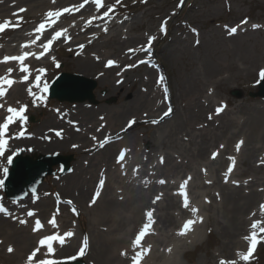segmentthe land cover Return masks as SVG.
Masks as SVG:
<instances>
[{
    "label": "rangeland",
    "instance_id": "1",
    "mask_svg": "<svg viewBox=\"0 0 264 264\" xmlns=\"http://www.w3.org/2000/svg\"><path fill=\"white\" fill-rule=\"evenodd\" d=\"M46 1L48 5L40 8V11L42 10L40 16L33 18L26 16L22 18L20 27L9 28L0 33V45H3L0 47V57L21 54L20 45L35 38L28 33L42 21L46 11L62 9L82 2V0H72L70 5H66V0H56L55 3L52 0ZM114 2L115 0H104L105 5ZM11 3L16 5L11 10L10 7L6 10L8 4L0 8V22L5 19L15 22L16 17L12 14L18 9L27 10L28 8L21 0H14L9 4ZM178 4H181V0H143V2L142 0H122L121 5L116 8L115 19L107 24L106 33L102 30L103 27L99 26L104 22H99L98 19L82 32L81 27L85 26V21L99 15L91 2L81 9L87 11L77 14L76 19L79 21V25L76 26L77 33L70 31L71 21L67 23L65 22L67 19L61 16L54 28L48 29L42 40L37 42L40 44L51 38L55 30L68 29L67 36H64L68 41H55L49 52L43 56L49 59L50 66H42L39 63L34 68L31 79L21 82L22 85L17 90L12 86L5 98L0 100V103H5V109L8 105L19 107L17 101L28 106L24 113L27 119L23 123L18 121L17 124L9 126L10 134L7 136L13 138L9 139L8 143L12 144L23 137L33 140V136L42 134L47 128L55 127L56 125H51L48 121L51 117H57L56 112H59L61 116L73 111L72 117H74L78 107L82 106L89 111L90 119L95 121L93 123H97L101 117L104 118L108 113L110 115L112 110H124L120 115V123L115 126V129L120 128L119 130L96 129L93 131L90 128L91 124L81 123L83 126H80L85 129V134L92 136L90 139L92 143L108 140L107 143L120 144L117 150L113 147L110 158L117 157L121 149L130 150L123 161V169L117 162L103 166L105 168L102 176L93 178V184L97 181V184L99 183L102 187L100 181L105 182L109 175H114L117 176L119 184L114 180L112 183L118 185L122 192L129 186L128 189L147 192L150 197L142 206L144 207L142 212H139V221L130 224L124 230L114 231L113 235L118 234L117 236L125 241L124 244L132 245L136 234L146 222V211L154 209L155 223L151 225V231L141 241L142 247L147 248L150 245L151 249L144 256L141 264H219L222 258L236 260L237 264H264V239H261L264 233H260L259 229H257L259 242L252 258L245 262L236 255L237 251L246 252L247 250L248 242L243 237L250 233L252 221L264 220L259 209V205L264 203V99L252 98L249 95L257 91V84L261 79L259 73L264 68V0H183L180 7H177ZM103 10L106 8L101 11ZM245 20L247 23H241ZM160 23L167 25L166 34L159 31ZM254 24L259 27L253 28ZM237 26H239L237 32L229 35V30ZM95 32L103 33L94 45L86 48L78 47L85 42L88 35ZM20 34L25 35L22 43L16 47L11 46L9 42L11 37ZM148 36H154L155 40L148 48L151 50L143 52L139 49L147 46ZM128 38H134L133 42L127 40ZM117 41H120V45L113 44ZM17 44L14 43V45ZM129 45L131 48L128 47ZM73 46L76 47L73 48ZM33 47V52L42 51L35 45L31 48ZM116 47L118 49L112 51ZM129 49H136L140 55L131 54L123 64L105 66L107 60L115 61L117 55L120 53L126 55ZM100 53L107 54L108 58L95 61L97 63L89 58L92 54ZM150 55H153L155 60L153 65L155 68L159 66V70L153 71L147 64L138 65L139 60H151ZM87 58L95 63L96 73L90 72L88 76H84L96 81L94 104L58 102L46 97L43 92L44 84H50L61 72L79 74L78 66ZM40 61L43 62V60ZM127 65H134L133 69L125 67ZM40 68L46 71L39 73L41 80L37 82L36 70ZM157 73L164 76L163 80L167 89L165 93L155 83ZM3 74L4 71L0 68V75ZM17 74L22 75L23 72ZM17 74H12V77L17 79ZM149 80L150 82H147ZM29 85L33 86L35 96L28 95L26 87ZM141 87H145L147 92H150L151 87L152 89L156 87L161 100V105H158L159 111L151 113L149 108L126 110L125 104L134 94L141 92ZM33 99L37 101L35 106H33ZM221 105L226 107L217 115L216 109ZM169 108L174 109V113L184 112L188 117V120L182 123L183 127L181 125L171 132H169L170 125L174 122L171 114L164 123L163 121L152 123L153 120L159 121V117ZM5 109H0V122H3L8 115ZM152 115L156 116L155 119ZM170 119L172 123L165 124ZM132 120L135 123L129 127V121ZM78 130L79 128L69 133L76 135L79 133ZM21 131L24 135L18 136ZM241 140L244 143L237 151L236 144ZM90 141L87 144H91ZM66 146L64 152L57 154L72 155L71 171L60 174L59 169L55 167L56 173L45 179L42 191L30 194L22 201L30 203L29 200L33 201V198H38L40 193H43L48 199L49 212L52 213H55L54 200L60 201L58 217L68 222L62 230L64 233L71 231L74 235L66 239L67 244L60 246V251L58 250L53 260L62 262L79 257L85 262L89 259L95 261L91 256L93 248L90 247L93 230L109 227L111 223L101 222L97 217L100 203L96 204L97 206L95 204L89 206L92 200L91 195L94 196L89 194L90 190L81 202L74 201L73 198L77 197L78 192L70 188V184L65 179L72 170H76L79 164L83 165L82 163L87 159L90 160L88 153L83 155L73 139H70ZM103 147L100 146L89 155L97 154L103 150ZM213 152L218 153L214 159ZM161 157L164 158L163 163H160ZM229 157L234 158V165ZM241 159L242 162H240ZM216 160L219 166L211 169L209 161ZM6 161L1 163L0 175ZM137 166L139 170L134 175L133 169ZM230 166L234 168L231 179L226 176ZM235 173L238 174L235 175ZM189 176L192 178L186 189L189 207L185 208L183 207L184 196L179 191V185ZM226 178L227 182H225ZM160 179H164L166 183H158ZM229 187L234 189V192H238L240 200L236 198V201L243 203L249 200L244 208L237 212L243 221L236 227L227 220L230 207L225 204L222 195V192H226ZM106 189L109 190V188ZM118 191L119 189H116V193ZM161 193H163L161 199L153 204L152 200ZM2 195L0 189V196ZM205 199L210 203H206ZM0 201L7 208L8 205L14 206L13 201L5 197L0 198ZM68 201H71V205ZM33 202L32 206L24 203L25 205L16 207L18 209L14 215L18 217L16 226L20 229V233L29 232L31 234L29 236L33 238L32 242L20 251L21 256L16 260L11 259L17 257V251L12 252L14 254L3 253L0 249V254L7 257L3 258L0 255V264H24L22 262L36 247L38 240L44 234H53L43 230L40 231L42 233L33 232V223L36 219H45V222H49L47 217L27 216L29 210L36 212L35 200ZM191 207H196L199 211L194 214L190 210ZM253 212L256 213L255 216L251 215ZM201 217L202 222H200ZM19 219L27 220V223L20 224ZM188 219H194L196 222L185 235H178L177 232ZM261 226L264 227V225ZM85 237L88 244L84 254L80 255L79 250L83 246ZM71 239L74 240L72 245ZM122 244L123 242L115 244L112 241L107 244V249L111 251V248L117 249ZM152 250L158 256L166 251L171 254L155 259L152 254L149 255ZM132 255L134 254L127 256L125 264H131Z\"/></svg>",
    "mask_w": 264,
    "mask_h": 264
},
{
    "label": "bare ground",
    "instance_id": "2",
    "mask_svg": "<svg viewBox=\"0 0 264 264\" xmlns=\"http://www.w3.org/2000/svg\"><path fill=\"white\" fill-rule=\"evenodd\" d=\"M11 1H14V0H0V8H2L3 5L8 4L6 5L8 6L6 10H9V9L11 10L13 7L16 6L13 3L9 5ZM21 2H24L28 8L26 11L18 13V15L19 16L23 15V17L28 16L30 18L41 15L42 10L40 11V8L48 5V2L46 0H21ZM66 3H67L66 5H70V3H72V0H66ZM85 10L86 9L80 10L79 12H74L73 14H71L72 16H70L67 13L63 14V18L67 19L65 22L67 21H71L70 23H72L73 21L76 22L75 26H72L71 28H69L71 32L77 33L76 26L79 25V21L76 19L77 14ZM99 22H101V20H99ZM99 26H101L102 28L105 25L99 24ZM87 28L88 27L82 26L81 27L82 32H84ZM102 33L103 32H95L91 35H88L85 42L82 43V45H84V48L90 45H94V42L102 35ZM23 38H25V35L23 34L15 35L11 38V40H9V42L12 44L11 46L16 47L20 43H22ZM133 39L134 38H128L127 40L133 42ZM58 40L63 41V42L67 41L66 38L63 36L58 38ZM14 43H18V44L14 45ZM113 44L120 45V41H117ZM75 47L76 46H73V48ZM128 47L131 48L130 45ZM33 49L34 47L25 48L24 51L33 52ZM117 49L118 47L113 48L112 51H116ZM131 54L140 55L138 51L128 52V54L126 55L125 53H123V55L120 53V55L116 56V59H115L116 64L125 63L126 58ZM106 55L107 54H104V53L92 54L89 56V58L93 59V61L95 62L97 60L98 61L102 60L103 58L106 57ZM2 57L3 56H1L0 58ZM40 60H43V62H41ZM94 62L93 63L90 62V60L87 58L86 61H84L82 64H79L78 66V69L80 72L79 74L82 76H88L90 72L93 74L96 73V70L94 71V64L97 62L95 63ZM24 63L28 65L29 70H30L29 79H31L35 71L34 68L39 63L42 66H47V67L50 66L51 64V62L49 61L47 57H42L39 60L35 59L34 57H29L25 60ZM8 67L14 68V72L12 74H17L21 72L19 71V65L16 64L15 62H11L6 65L5 64L0 65V68H2L4 72L6 71ZM128 68L130 70L133 69V67H128ZM23 75H25V73H23L22 75L17 74L16 80L20 81ZM147 82H150V80ZM21 85H22L21 82H18L14 84L13 87L14 89L17 90ZM29 87H32V89H34L33 86H30V85L27 86L26 88L28 89ZM141 92L134 94L132 98L129 100V102L125 104L124 107L126 108V110L129 111L130 109L138 110L139 108H145V109L149 108L151 113L159 111L160 107L158 105H161L160 104L161 100L159 97V91L156 89V87L154 89H152L151 87L150 92H147L145 87H141ZM78 108L79 109L77 110L74 117H72L73 111L66 113L65 115H61V116L59 112H56L55 115L57 117H54V118L51 117L50 121H48L51 125H56V126L47 128L43 131L42 134L33 136V140H28L26 137H23L22 139L20 138L19 140L13 142L12 144H7L4 155L0 156V166L3 161L7 160V157L9 155L14 156L13 153L15 154L21 153L22 155H29V156L34 157V156L41 155V154H57V153L64 152V148H67L66 143L70 139H73V141H75V143L77 144V148L80 150V152L83 155H86L88 153V156H89L88 158L90 160L88 161L87 159V161L82 163L83 165L79 164L76 167V170L75 171L72 170L71 174L67 176L65 179L66 182L70 184L71 186L70 188H73V190H76L78 192L76 195L77 197L73 199L76 202L77 201L81 202V200L84 198L86 193L88 195L89 190H90L89 194H93V195L97 191H99L100 195L96 199V203H95V206H97L96 204L100 203L97 217H99L101 222L111 223L109 227L106 226V228H100L97 231L93 230V233L91 235L92 240L90 241V244H91L90 247L91 249L93 248V252H91V256L93 259H95V261H92V259H89L86 262L87 264H92V263L93 264H125L126 263L125 259L127 258V256H129L132 253L134 254L132 245L128 246L127 244H124L125 241L124 240L122 241V238H119L117 236L118 234H114L116 235L114 236L113 232L119 229L124 230L125 228L129 227L130 224L137 223V221H139L140 219L139 212H142V209L144 208L142 206L146 204V202L149 200L150 197L148 196L147 192L142 193V192H137L133 189H128L129 186L127 187L126 191L122 192L118 185H115L114 183H112V181L114 180L117 184H119V181L117 180V176H114V175H109V178L106 179L102 187L99 186V183L97 184V181H94V184H93V178L95 179L97 176H102L101 174L103 173V169L105 168L103 166H107L110 164L113 165L116 162L117 157L110 158V156L113 151V147L115 150H117V146L120 144L119 143H116V144L107 143L108 142L107 140L106 142L107 144L104 143L105 146L103 147L102 151L98 152L97 154L93 156H90L89 154L91 152L94 153L95 152L94 150H97L98 148H100V143L103 141H100V143H92V141H90V139H92V136L87 133L85 134V129L80 128V126H83L81 125V123H83L85 125L91 124L90 128H92L93 131L96 129H104L107 131H110V130L115 131L116 129L119 130L120 128L115 129V126H117L120 123V115L123 113L124 110H112L110 112L111 113L110 115L108 113L105 115L103 119H100L99 122L93 123L95 121L90 119L88 115L89 111H86V109L83 108L82 106H79ZM173 110L171 111L170 114L173 115L172 118L174 122L172 123V120H171L172 118L165 122V124L172 123L170 125L169 132L173 131L176 128L181 127L182 123H185L188 120V117L186 116V114H184V112L181 113L180 111H177L174 113ZM153 116L154 115H152V117ZM159 116L160 115H158V117ZM162 116L163 115L159 117V122L163 121L164 123V120H166V118L169 115L167 117H164L163 119H160ZM155 117L153 118L155 119ZM183 126L184 125H182V127ZM78 128H79L78 134L75 135L74 133H69L70 131H74V129H78ZM57 131L61 132L60 136L56 135ZM166 133L168 134V131ZM186 133L188 132L186 131ZM109 138H113V137H109ZM88 141H90L91 144H87ZM242 161L243 160L241 159L240 162ZM8 164L9 163L7 162V165L5 166H8ZM216 166H219V163L217 162V160L209 161V167L211 169H213ZM70 169H72V167ZM237 174L235 173V175ZM2 179H3V173L0 175V181H2ZM128 184H124V185L126 186ZM114 187L116 189H119L118 193H116V189ZM106 188H109V190H107ZM233 190L231 187H229V189L226 192H222V195L225 200V204H228V206L230 207L228 208L230 215L227 218V220L231 223L233 227H236L237 225H239L241 221H243V218L241 219L239 217V214H237V212L243 209L244 206L249 202V200H246L243 203L236 201V198L238 200L240 199L238 197V192H234ZM41 191H42V186L38 187V192H41ZM91 197L93 198L92 195ZM34 200H35L34 208L36 210L35 215H39L44 218L47 217L46 218L47 220L52 219L53 213L49 212V209H48L49 203H48V199L45 198V195H43V193H40L38 198L33 199V201ZM29 201L30 203H27V202L25 203V201L20 200L14 205L21 206L25 203L26 205L32 206V203L34 202L32 200H29ZM10 208H11V211L14 213V215H16V211L18 208L14 206H10ZM0 219H2V221L0 222V249L3 253H6L8 252L7 251L8 246H12L14 249L13 252L15 253V251H17L16 252L17 257L14 255V257L16 258H13L11 260H16L17 258H20L21 256L20 251H22L23 248L29 245L32 242L33 238L29 236L31 235L29 234V232L28 233L25 232L24 234L20 233V229H18V227L16 226L17 219H13V214L8 215V216L0 214ZM55 219L58 225L57 228L55 229L52 228V226L48 222L46 223L44 221L45 219H42L40 221L44 225V228L39 230L38 232L42 230H46L49 233L53 232V234L58 232L61 236L64 237V240L66 241L68 237L64 235L65 233L62 229L66 227V223L68 222L60 219L58 216H56ZM33 225H35V223ZM93 227L95 228V226ZM111 227L113 230L111 229ZM73 241L74 240L71 239V245ZM112 241L115 244L120 243V242H123V244L117 247V249L111 248L112 250L108 251L107 244L108 243L110 244ZM65 243L67 244L68 241H66ZM92 243H93V247H92ZM60 246L61 244H59L58 242L53 243L54 253L48 257L49 259H53L55 255H57L58 250L60 251ZM90 247L88 249V254L90 252ZM44 252H46V249H42V252L39 254L40 258H44L43 256ZM122 252H126L127 255L122 256L121 255ZM168 253L171 254V252L166 251V252H163L162 255L158 256L152 250V252H150L149 255L152 254V256L155 259H158V258H164L165 256H167ZM1 256L4 258L5 255H1ZM22 263H24V261Z\"/></svg>",
    "mask_w": 264,
    "mask_h": 264
},
{
    "label": "snow or ice",
    "instance_id": "3",
    "mask_svg": "<svg viewBox=\"0 0 264 264\" xmlns=\"http://www.w3.org/2000/svg\"><path fill=\"white\" fill-rule=\"evenodd\" d=\"M53 3L56 2V0H52ZM93 3L95 5V9L96 12L99 13V15L90 17L87 21H85V27H88L89 25H91L93 23V20H101L104 22V27H103V31L106 33L108 31L107 28V24L110 20L115 19V13H116V8L118 5H121L122 0H115L114 3L112 4H108L105 5L104 0H82V2L78 5H71L69 7H64L62 9H56V10H48L44 13L43 19L42 21L37 24L35 26V28L32 30V32L28 33L29 36L34 35L35 38L31 39L29 41H26L25 43H22L20 45V49H21V54L19 55H4L2 58H0V64H9L11 62H15L16 64L19 65V71L25 73V75H23L21 77L20 81H17L16 79H14L12 77V73L14 72V68L13 67H8L6 69V71L4 72L3 75H0V100H3L8 92V90L16 83L18 82H25L29 80V67L28 65H26L24 62L27 58L29 57H34L35 59L39 60L41 59L45 53H47L50 49V46L60 37L62 36H67V32L68 29L67 28H62L59 30H55L53 31L51 38L45 40L43 43L38 44V41H41L42 38L44 37L45 32L48 29H52L53 25L59 20V18L67 13L69 15L73 14L74 12H79L81 9H83L85 7L86 4L88 3ZM143 2V0H142ZM183 4V0H181V4H178L177 7H180ZM106 8V10L101 11L102 9ZM26 11V9L21 8L18 9L17 12H14L12 15L17 17L16 21L13 22L11 19H5L3 22H0V33L4 32L5 30L9 29V28H18L20 27L21 21H22V17H20L18 15V13L20 12H24ZM124 19H127V17H124ZM75 21L72 22V25H70V27L75 26ZM241 23H247V21H241ZM238 27H232L229 30V35L235 34L238 30ZM253 28H257L259 27V25H252ZM161 32H165V27L162 24L161 28H160ZM193 31L195 32V29H193ZM148 44L146 47H142L139 50H147L148 48L151 47L152 42L155 40L154 36H148ZM197 43H199V41H197ZM33 45L39 47L42 49V51H40L39 53L37 52H29V51H24L25 48H30ZM0 47H3V45H0ZM79 47L83 48L84 45H79ZM129 52L132 51H137L136 49H129ZM116 64V61L114 60H107L106 62V67H111L114 66ZM134 65H127L125 67H133ZM57 67H59V65L57 64ZM37 71V75L35 77V80L37 82H39L41 80V77L39 75V73H44L46 70L44 68H40ZM119 75V73H118ZM261 79H264V68H262L260 70L259 73ZM161 79H163L161 77ZM38 86V84H37ZM44 90H47V84H44ZM28 95L29 96H35L32 87H29L27 89ZM36 99H33V106L36 105ZM17 105H19V107H14L12 105H8L5 109V103H0V109H5V111L8 113L7 116H5V118L3 119V122H0V156H3L6 150V145L8 144V140L13 138V137H8L7 139L5 138L6 136V130L9 129V126L16 123L17 121L23 123L27 118L24 115V113L27 110V105L26 104H22L19 101L16 102ZM224 107H226V105H221L219 107H217L216 109V114L219 115L220 112H222L224 110ZM59 111V110H57ZM172 109L169 108L166 112L163 113V116L160 119H163L164 117H167L168 115H170ZM211 115H209V119H211ZM101 119H103V117H101ZM158 120H153L152 123L156 124L158 123ZM135 123L134 120L129 121L128 126L131 127V125ZM24 132L21 131L19 132L18 136H23ZM57 136L61 135L60 131L56 132ZM18 138V137H16ZM93 139H95V137H93ZM107 140L103 141L100 143V146L103 147L104 143H106ZM243 140L238 141L236 144V150L239 151L241 145L243 144ZM74 147H76L74 145ZM221 148H223V145H221ZM130 151L129 149H121L119 155L116 158V162L117 164H119L121 166V168H124V164L123 161L125 160L126 157V153ZM13 155H15V153H13ZM218 155L217 152H213L212 153V158H216V156ZM12 159L13 156L9 155L7 157V161L9 164L12 163ZM229 160L232 161V164H235V160L233 157H229ZM164 162V158L161 157L160 158V163ZM139 170V166H137V168L133 169V174L135 175ZM5 173L7 172V169H4ZM232 171V167L230 166L228 168V173H231ZM191 176L187 177L186 179H184V181L179 185V191L180 193L184 196V201H183V207L188 208L189 207V200L187 198V185L189 183V181L191 180ZM160 184H164L166 183V181L164 179H160L157 181ZM225 182H227V178L225 179ZM104 181L101 180L100 184L103 185ZM207 183H211V181H207ZM233 183H238L236 181H233ZM247 183V182H245ZM3 181H0V186H2ZM100 192L97 191L92 200L90 201V205L95 204L96 203V199L99 197ZM163 195V193H161L160 195H157L153 200L152 203L155 204L157 201H159L161 199V196ZM122 198V197H121ZM217 198H219V193H217ZM16 201H13V203H15ZM206 203H210V201H207V199H205ZM69 205H71V201H68ZM259 209H260V214L261 216H264V203H261L259 205ZM191 212L192 213H197L199 210L196 207H191ZM73 211L75 212V209H73ZM153 212L154 209L152 210H148L146 211L145 215H146V222L143 224V226L140 228L139 232L136 234L135 239L132 241V249L134 252V255L131 256V264H141L144 256H146L148 254V252L151 249V246L149 245L147 248L142 247L141 245V241L142 238L147 235L150 231H151V225H153L155 223L154 217H153ZM0 213H4L6 215H11V213L8 211L7 208L4 207L3 204H0ZM78 215V213H76ZM35 215V212L32 210H29L27 212V216L28 217H33ZM59 215V209H57V211L55 213H53V217L52 219L49 220V224L52 226V228H57L58 225L56 223V219L55 217ZM252 216H255L256 213L253 212L251 213ZM13 219H17L16 217H13ZM203 221V218H200V222ZM196 221L194 219H188L186 220L181 229L177 232L178 235H185L187 231L191 230V226L195 223ZM19 223L20 224H26L27 220L24 219H19ZM261 225H264V220H253L252 223L250 224V233L246 236L243 237V239L245 241L248 242V247L246 252H240L237 251L236 255L237 257H239L240 260L242 261H249L252 258V254L255 250L256 245L259 242L258 239V232L257 229H259L260 233H264V227H262ZM44 228V225L41 223V221L39 219L35 220V225L33 227V232H37L41 229ZM67 237H71L72 235H74V233H72L71 231L67 232L64 234ZM261 239H264V237H261ZM54 242H58L59 244L63 245L65 243L64 237L61 236L58 232L51 234V235H46V236H42L38 242L36 247L33 248V250L27 255L26 260L24 261V264H60L59 261L53 260V259H49L48 257L50 255H52L54 253V248H53V243ZM88 244V240L87 237L84 238L83 240V246L80 248L79 250V254L83 255L86 247ZM42 249H46V252L43 253L44 258H40L39 254L42 252ZM139 249V250H137ZM8 253H12L14 251L12 246H8L7 248ZM168 251H171V249H168ZM122 256H126L127 253L126 252H122L121 253ZM219 264H237L236 260H231V259H220L219 260Z\"/></svg>",
    "mask_w": 264,
    "mask_h": 264
},
{
    "label": "water",
    "instance_id": "4",
    "mask_svg": "<svg viewBox=\"0 0 264 264\" xmlns=\"http://www.w3.org/2000/svg\"><path fill=\"white\" fill-rule=\"evenodd\" d=\"M95 86L82 76L73 74H61L50 87V97L57 98L60 101H92V90ZM253 97H264V79L258 85V91L252 94ZM44 159V160H43ZM38 160L34 168H30L32 161L28 158H17L11 165L4 180V190L6 195L11 198H19L27 194L28 191H34L39 182L46 174L51 173V165L56 162L64 163L65 168L69 158H57L47 160L43 158ZM21 166H24L21 168ZM21 168V169H20ZM66 264H83L80 261Z\"/></svg>",
    "mask_w": 264,
    "mask_h": 264
}]
</instances>
